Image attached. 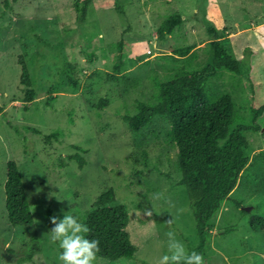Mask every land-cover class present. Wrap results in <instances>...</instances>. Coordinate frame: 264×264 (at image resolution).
<instances>
[{"label":"rangeland","instance_id":"rangeland-1","mask_svg":"<svg viewBox=\"0 0 264 264\" xmlns=\"http://www.w3.org/2000/svg\"><path fill=\"white\" fill-rule=\"evenodd\" d=\"M73 2L0 0V264H61L50 217L68 213L83 222L96 197L111 187L129 212L127 230L137 251L132 260L97 257L94 264H158L170 230L191 252L198 244L195 219L187 190L178 185L167 124L155 118L136 135L123 116L135 114L138 102L156 103L157 83L206 65L214 27L249 72L220 71L225 73L207 82V92L231 93L240 119L248 120L250 108L264 104V0H93L84 22ZM174 13L183 23L158 40L160 24ZM187 46L186 57L174 54ZM20 56L36 92L29 104L19 82ZM109 74L118 80H108ZM49 95L54 99L46 104ZM102 98L107 105L100 108ZM259 123V132L247 134L248 168L230 195L240 208L227 200L212 220L204 264H264V231L249 225L252 217H264V115ZM56 130L63 134L59 141L45 144L44 136ZM75 154L85 159L82 168L70 158ZM11 160L26 186L34 218L29 227L12 226L7 217ZM243 207L251 209L243 214Z\"/></svg>","mask_w":264,"mask_h":264},{"label":"trees","instance_id":"trees-1","mask_svg":"<svg viewBox=\"0 0 264 264\" xmlns=\"http://www.w3.org/2000/svg\"><path fill=\"white\" fill-rule=\"evenodd\" d=\"M92 1L74 0L73 8L79 22L85 21ZM6 5L9 3L6 2ZM182 23L183 17L180 14L168 16L157 30V39L165 40L166 36L172 34ZM209 37L207 60L209 62L206 65L192 71L182 69L172 78L157 83L156 103L138 102L135 114L123 116L129 130L136 135L143 129L151 127L155 118L166 122V142L177 151L175 166L180 174L178 185L186 188L195 219L198 244L193 250L198 253L208 248L214 228L212 220L220 212L223 204L231 200L240 208V204L232 200L230 195L248 168L252 152L247 134L261 130L259 121L264 115L262 104L258 108H250V118L244 121L243 118L240 119L231 93L222 92L214 96L212 92L211 94L207 92V82L218 76L220 71L235 76L249 72V69L244 70L241 59L233 55L223 44L217 29L210 28ZM122 44V41L118 43L121 50ZM191 49L192 47L187 46L173 51L175 55L186 57ZM18 62L21 67L19 82L25 87L23 101L29 104L35 99L36 92L31 87L29 71L23 56L19 57ZM122 65L120 56L114 70L117 72ZM223 73L225 72L219 76ZM118 78L117 74L107 76L111 81ZM53 99L54 97L49 95L46 104ZM105 105L107 100L102 98L99 106L102 108ZM2 111L3 106H0V114ZM33 131L38 133V130ZM62 135L60 130H56L45 135L43 140L45 144H50L59 141ZM142 155L145 156L146 153L143 151ZM262 155L264 156L263 151ZM70 158L76 159L79 168L85 164V159L79 154ZM4 188L9 223L12 226H32L34 218L26 186L15 161L6 163ZM240 212L247 214L243 208ZM83 222L91 229L88 238L98 239L100 242L97 257L112 261L135 258L137 248L132 244L127 230L129 212L125 205L116 200L112 187L96 197ZM249 225L253 231H264V217L260 215L252 217ZM229 231V227H225L223 232ZM29 258H23L19 262L28 261Z\"/></svg>","mask_w":264,"mask_h":264},{"label":"clouds","instance_id":"clouds-1","mask_svg":"<svg viewBox=\"0 0 264 264\" xmlns=\"http://www.w3.org/2000/svg\"><path fill=\"white\" fill-rule=\"evenodd\" d=\"M154 199H159V194H153ZM145 216L151 217L153 210L144 209ZM54 225L50 231V239L58 243L61 249L58 260L61 264H94L100 252L99 240L89 239L91 232L89 226L79 217L65 213L63 218L50 217ZM171 224L172 220L166 221ZM167 252L163 254L158 264H204V257L196 251L189 252L186 245L177 238L175 231H167Z\"/></svg>","mask_w":264,"mask_h":264},{"label":"water","instance_id":"water-1","mask_svg":"<svg viewBox=\"0 0 264 264\" xmlns=\"http://www.w3.org/2000/svg\"><path fill=\"white\" fill-rule=\"evenodd\" d=\"M245 211H250L251 207H243Z\"/></svg>","mask_w":264,"mask_h":264}]
</instances>
